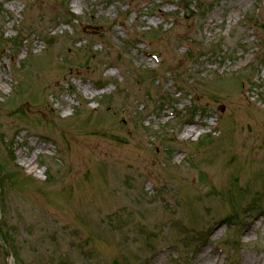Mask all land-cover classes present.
<instances>
[{"label":"rangeland","instance_id":"rangeland-1","mask_svg":"<svg viewBox=\"0 0 264 264\" xmlns=\"http://www.w3.org/2000/svg\"><path fill=\"white\" fill-rule=\"evenodd\" d=\"M0 264H264V0H0Z\"/></svg>","mask_w":264,"mask_h":264},{"label":"water","instance_id":"water-1","mask_svg":"<svg viewBox=\"0 0 264 264\" xmlns=\"http://www.w3.org/2000/svg\"><path fill=\"white\" fill-rule=\"evenodd\" d=\"M220 109H221L222 112L224 111V107H221Z\"/></svg>","mask_w":264,"mask_h":264},{"label":"trees","instance_id":"trees-1","mask_svg":"<svg viewBox=\"0 0 264 264\" xmlns=\"http://www.w3.org/2000/svg\"><path fill=\"white\" fill-rule=\"evenodd\" d=\"M200 145H202V144H200ZM12 253H14L13 251H11Z\"/></svg>","mask_w":264,"mask_h":264}]
</instances>
